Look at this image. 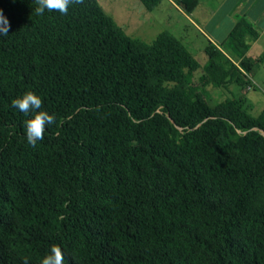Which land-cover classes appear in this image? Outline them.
Returning <instances> with one entry per match:
<instances>
[{"label":"trees","instance_id":"16d2710c","mask_svg":"<svg viewBox=\"0 0 264 264\" xmlns=\"http://www.w3.org/2000/svg\"><path fill=\"white\" fill-rule=\"evenodd\" d=\"M35 6L0 0V264H41L53 245L64 264H264V108L211 105L206 89L237 70L249 85L254 24L209 41L202 68L167 30L130 37L98 0ZM28 91L56 117L36 147L12 106Z\"/></svg>","mask_w":264,"mask_h":264},{"label":"rangeland","instance_id":"374dc122","mask_svg":"<svg viewBox=\"0 0 264 264\" xmlns=\"http://www.w3.org/2000/svg\"><path fill=\"white\" fill-rule=\"evenodd\" d=\"M224 1L203 0L202 7L197 6L196 10L188 12L177 4V0H163L154 10H148L141 0H98L103 10L130 37L151 43L158 34L167 30L183 42L202 68L208 63L205 53V48L211 40L208 34L216 35L218 26L222 32L229 28L230 19L227 17L229 12L217 9ZM248 5L249 3H246L245 7ZM213 10L214 14L211 15ZM248 15V19L259 32L258 41L255 43V40H252L251 42L253 44L250 52L252 56L249 55L257 64L255 74L249 79L251 88L238 84L236 77L240 76L245 79V75L241 70L240 72L237 70L234 78L228 79L222 87L215 88L209 85L206 89L211 105L226 98H232L240 101L252 114H258L264 108V31H261L257 22L252 19V14ZM213 16L214 20L219 21L218 26L211 24ZM220 46L226 48L224 43ZM201 73L202 69L196 74L199 76Z\"/></svg>","mask_w":264,"mask_h":264},{"label":"clouds","instance_id":"9594fccd","mask_svg":"<svg viewBox=\"0 0 264 264\" xmlns=\"http://www.w3.org/2000/svg\"><path fill=\"white\" fill-rule=\"evenodd\" d=\"M35 8L33 12L40 16L48 12H59L61 15H67L69 8L75 4H83L84 0H34ZM11 25L8 19L0 10V36H7ZM12 106L17 108L26 116H31L25 122L27 143L36 147L39 141L44 139V133L48 126L56 123L54 114H49L43 111L42 98L33 91L26 92L23 96L18 97L12 101ZM65 256L62 248L58 245H53L49 253L43 258L41 264H64ZM24 264H28L25 258Z\"/></svg>","mask_w":264,"mask_h":264},{"label":"crops","instance_id":"0c3cea01","mask_svg":"<svg viewBox=\"0 0 264 264\" xmlns=\"http://www.w3.org/2000/svg\"><path fill=\"white\" fill-rule=\"evenodd\" d=\"M246 3H249L247 7H245ZM202 4H203V0H199V4L197 6L202 7ZM217 9L223 10L226 12L228 11L229 15L227 17L230 19L229 28H227L225 31L222 32L219 29L220 27L218 26L219 21L214 20V16L211 18V24L218 26V29L216 31L217 36L215 34H208V37L211 39L210 41L213 44H215L221 49H222V47L220 46L221 43H224L225 40L227 39L229 33L235 26L238 17L246 16L248 18L249 17L248 14L249 13L252 14V19L257 22L256 24H258L261 31H264V0H225L224 3L220 5V7H218ZM210 14L213 15L214 10ZM195 24L200 27V25L197 24L196 22ZM257 41L258 39H256L254 42L256 43ZM252 46L253 44L248 50L247 56L251 55L250 52H251ZM235 63L237 62L235 61Z\"/></svg>","mask_w":264,"mask_h":264},{"label":"built area","instance_id":"2783aa9c","mask_svg":"<svg viewBox=\"0 0 264 264\" xmlns=\"http://www.w3.org/2000/svg\"><path fill=\"white\" fill-rule=\"evenodd\" d=\"M247 88H251V86L250 85H248V87Z\"/></svg>","mask_w":264,"mask_h":264}]
</instances>
